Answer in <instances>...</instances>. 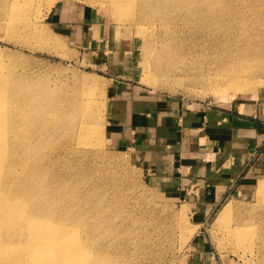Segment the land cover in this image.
<instances>
[{"label":"rangeland","instance_id":"rangeland-1","mask_svg":"<svg viewBox=\"0 0 264 264\" xmlns=\"http://www.w3.org/2000/svg\"><path fill=\"white\" fill-rule=\"evenodd\" d=\"M181 1L173 0L175 7L164 0H124L116 8L113 0H34L27 29L0 0V83L34 92L49 87L68 98L81 89L94 108L89 126L100 125L98 139L91 135L94 145L86 147L77 143L78 135L70 136V123L86 117L75 105L62 108L61 125L49 124L37 136L24 132L15 118L28 148L15 175L26 174L41 155L52 160L45 168L58 184L62 177L74 181L79 175L81 185L93 189L86 205L103 217L96 242L115 246L112 255L119 253L125 264H264V194L257 192L264 179V0ZM151 7L169 11V29L160 14H146ZM241 62L250 64L237 76L242 89H234L227 78L234 71L227 70ZM113 80L129 81L179 108L229 110L252 120V130L237 142L206 141L198 156H166V165L145 162L127 142L109 137ZM15 129L0 126L5 147L19 140ZM101 137L104 144L98 143ZM10 158L18 162V156ZM165 158L161 155L160 162ZM242 160L246 163L230 181L228 194L212 212L206 210L201 203H207V195L200 189L219 182L218 176L234 175ZM211 172L217 177L209 178ZM229 201L262 222L251 253L220 245L217 218Z\"/></svg>","mask_w":264,"mask_h":264},{"label":"bare ground","instance_id":"bare-ground-1","mask_svg":"<svg viewBox=\"0 0 264 264\" xmlns=\"http://www.w3.org/2000/svg\"><path fill=\"white\" fill-rule=\"evenodd\" d=\"M33 1L1 0V3H8L9 12L15 15L18 21H24V25L28 29L31 16L28 12L33 6ZM113 1L116 8H119L123 5L121 1L124 0ZM164 1L169 6L176 7L177 5L172 3L173 0ZM185 2L187 0L181 1V3ZM158 10L151 7L146 14L148 16L154 15L155 12L160 14L161 20L166 24L163 26L169 29V11V14H162L158 13ZM123 18L122 16L121 19L123 20ZM249 64L250 62H241V64L237 63L228 67L227 72L230 69L235 72L227 74L228 86L242 89L237 83V76L240 70L245 69ZM262 69L264 70V68ZM79 91L82 92L80 98L77 97ZM79 91L76 96L71 95L68 98L67 95H63L64 92L62 93L61 90L52 92L49 87L34 92L31 89L18 90L4 82L0 83V126L10 124L15 129V118L18 117L20 118L17 122L18 126L24 132L29 131L37 136L49 124L61 125L60 118L65 117L61 111L62 108L65 105H75L82 108L86 117H80L78 124L75 121L70 123V136L78 135L77 143L82 146H93L94 144L89 143V138L91 135H95V139H98L100 125L89 126L88 119L93 114L94 108L91 106L92 101L88 98V94L86 95V92L81 89ZM17 108L19 111H16ZM16 134L19 140L8 142L6 147L1 141L0 135V264H125V258H123L124 261L121 258L123 263L118 258L119 253H117L118 257L112 255L115 246L96 242L102 237V234H98L97 230L102 225L99 224V219L100 217L103 219V217L95 207L86 205L89 203L87 197L93 192V189L81 185L79 175L74 181L62 177L63 181L58 184L51 175V169L46 167V170L45 168L47 161L52 163L48 155H41L38 164L30 168L26 174L15 175L16 166L21 163L22 157L28 149L21 141L20 131L16 130ZM100 142L104 144L103 137L98 141V143ZM15 147L16 153L12 151ZM88 150L90 151V149ZM85 152L81 151L83 154H86ZM8 156H18V162L13 163L12 157L7 159ZM81 156L85 158L86 155ZM88 157L86 156V158ZM257 192L264 194V179L258 181ZM230 201L222 207L217 218V224L222 230L220 245L222 248H226L228 244L231 251L239 252L241 255L251 253L254 249L252 244L257 240L254 243L252 241L256 236L259 239L258 230H261V224L264 221L259 222L251 210L252 214L244 211L240 204L234 207ZM242 205L244 206V204ZM83 231L87 235H83Z\"/></svg>","mask_w":264,"mask_h":264},{"label":"crops","instance_id":"crops-1","mask_svg":"<svg viewBox=\"0 0 264 264\" xmlns=\"http://www.w3.org/2000/svg\"><path fill=\"white\" fill-rule=\"evenodd\" d=\"M80 28L76 25L77 34ZM88 38L90 37L86 36V39ZM111 83L108 107L109 137L113 141L122 139L127 142L143 157L145 162L166 165L168 163L166 156L172 157L174 154L184 156L189 153L198 156L206 149L201 146L206 141L224 140L225 144L237 142L241 134L252 130V120L234 115L229 110L196 106L195 110H188V108H183L184 106L179 108L173 101L161 102L148 96L143 92V88L129 81L113 80ZM169 146H176V148L169 149ZM162 147H165L166 151H160ZM161 155L165 160L160 162ZM155 156H157L156 159H154ZM249 156L252 154H248ZM245 160H242V164L239 162L236 167L237 171L231 177L230 175L218 176L219 182H215L208 189H200V194L207 195V203H201L205 205L206 210L212 212L228 194V185L233 180L232 178L238 175V171L243 169ZM193 163L200 164L198 167L204 165L201 160H194ZM168 170H171L169 164ZM204 170L207 171L205 166ZM193 171L196 173L194 169ZM210 177L216 178L217 176L211 172ZM196 210L201 211V208L196 207Z\"/></svg>","mask_w":264,"mask_h":264}]
</instances>
